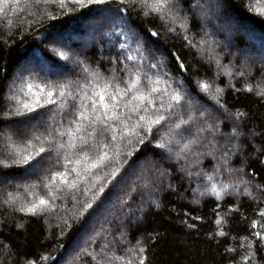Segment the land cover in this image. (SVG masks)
Returning a JSON list of instances; mask_svg holds the SVG:
<instances>
[{"label":"trees","instance_id":"16d2710c","mask_svg":"<svg viewBox=\"0 0 264 264\" xmlns=\"http://www.w3.org/2000/svg\"><path fill=\"white\" fill-rule=\"evenodd\" d=\"M257 7H264V0H171V13L163 15L141 0H65L63 6L58 0H19L6 7L0 13V264H125L139 247L145 248V264H264V241L254 237L264 231V192L256 188L264 185V96L244 88L264 75V15ZM129 55L136 59L127 60ZM136 69L145 77L143 85L147 77L159 78L152 87L161 95L166 84L170 92L179 82L188 94L168 110V119L145 133L143 144L122 148L115 178L108 175L113 164L96 172L99 180L81 182L80 192L60 193L52 211L20 212L18 205L31 201L32 193L46 196L45 176L63 171L66 157L76 159L56 143H68L67 130L75 129L71 121L91 74L118 82ZM200 82L209 90H201ZM60 84L73 95L61 97ZM49 90L53 103H45ZM37 93L40 106L19 110ZM155 103L159 106L158 97ZM238 111L244 115L237 118ZM190 117L189 124L173 128ZM24 121H38L37 129ZM82 127L91 131L86 120ZM21 147L28 152L43 147L34 157L43 158L42 166L14 163ZM212 184L232 187L218 198ZM102 186L93 204L102 200L99 209L77 218L75 209ZM9 194L16 203H5ZM221 231L225 235H217ZM249 251L255 255L241 261Z\"/></svg>","mask_w":264,"mask_h":264},{"label":"snow or ice","instance_id":"6c2138e0","mask_svg":"<svg viewBox=\"0 0 264 264\" xmlns=\"http://www.w3.org/2000/svg\"><path fill=\"white\" fill-rule=\"evenodd\" d=\"M19 0H0V13L6 11V7H11L18 4ZM49 0H44V3H48ZM55 3L57 0H51ZM61 6L64 5L65 0H58ZM77 4H83V0H74ZM89 3L103 4L105 0H88ZM141 3L145 8L149 9L151 12L163 13L167 10L171 13V0H141ZM255 11L264 15V7H257ZM120 23L127 26L124 19L121 18ZM156 35V33H152ZM125 45H121L124 48ZM139 51V49H137ZM135 56L129 55L127 60L134 61ZM152 69L157 68L156 64L150 66ZM180 68H184L183 64L179 65ZM87 71V69H85ZM92 78L84 84L80 95V103L78 106L77 119L71 121L75 124V129H68L67 135L69 137L68 143H56L58 150L67 149L70 154L76 156V159L69 160L67 157L64 159V170L54 171L51 173V178L47 176L43 178V188L47 190V194L38 195L32 193L31 201H23L18 205V210L20 212L31 213L33 215L43 213L46 211H52L55 207V201L60 199V193L67 192H80L81 182L87 183V178L92 177L94 180H99L100 177L96 175V172L106 168L110 165H117L113 167L110 174L111 177L115 178L116 174L120 171L119 162L121 160L122 148L132 143L138 141L143 144L147 139L145 133H152L153 128L160 125L162 121L168 119L166 113L174 105H180L187 95V92H182L181 88L183 83H177L175 88L169 92L167 91L168 85L166 84L165 90H163V95H161V89L158 87H152L153 84H159V78L153 81L151 77H147V84L143 85L145 77L140 73L139 69L133 71H128V78L121 79L120 81H115V79H101L96 74H91ZM239 75L243 76L244 73L241 72ZM121 84L124 86L121 87ZM29 92L32 91L33 85H27ZM199 87L203 91H208L210 85L204 82L199 83ZM68 85L60 84L59 91L61 97L66 94L72 96L70 91H67ZM244 88L248 92L255 91V94L259 96H264V75L261 76L259 82L256 84L245 83ZM89 89H91V94H89ZM41 91L43 87L41 86ZM222 90L217 88V103H219V93ZM53 91L49 90L47 96L49 97L45 103H53L51 99ZM129 97H131L129 99ZM160 99L159 106L156 105V98ZM165 97L167 98L165 101ZM74 98V97H73ZM40 95L36 94V99L31 104L25 102L19 106L21 111H33L36 107L40 106ZM165 103H167V108H165ZM64 107V105H61ZM201 116L205 114L200 113ZM244 113L237 112V118L243 116ZM88 121L91 131L87 132L86 129L82 127L83 121ZM189 120L181 119L179 123L173 125L174 129H180L182 125H187L190 123ZM76 133H84L77 136ZM233 133H236V129H233ZM179 135V133H175ZM59 136L65 135L64 132L58 133ZM49 136L56 140V136L49 132ZM110 137V139H109ZM36 139H40L36 137ZM47 139V137H45ZM91 141V145H90ZM28 147H31L32 141L27 142ZM160 148H164L165 144L161 143ZM185 148L189 147V144L184 145ZM45 149L43 147L39 148L38 151L28 152L26 148H16L17 159L14 163L26 164L29 168L37 169L44 163L43 158L34 159V157H39L40 153H44ZM129 151L127 155L131 156ZM32 162L29 164V162ZM59 164V159L57 160ZM226 163V162H225ZM74 164L71 168V172L68 170V165ZM231 171V170H229ZM74 174L75 179H71L70 176ZM57 178H59V183H57ZM211 179V177H209ZM246 183V182H245ZM34 187V186H33ZM232 185L222 184L219 188L216 184H212L211 192L215 194L218 198L221 194L231 188ZM257 191L264 192V185H257ZM88 189H85V195ZM132 191H135L133 189ZM104 192V186L100 187L98 191L94 192L89 200L84 201L82 207L75 209V215L77 218L84 217L85 214L91 215L94 213L103 201L96 203V207L93 204L99 199L100 193ZM251 195V193H248ZM16 197L9 194L8 200L5 203H16ZM76 201V197H73ZM79 203L78 201H76ZM91 210V211H90ZM261 216H264V209L261 210ZM200 219V217H196ZM223 218L219 216L216 221L217 224L222 223ZM67 227L71 228L72 225L68 223L67 220L64 221ZM190 227H195L194 225H189ZM257 226V221H252V227ZM20 227V225H17ZM264 228V225H260ZM63 234V233H62ZM217 235H225L223 231L217 233ZM254 237L260 241H264V231H257L254 233ZM242 239H247L243 237ZM264 246V245H262ZM243 248L244 245L241 244ZM248 248H252V243H248ZM227 251H235L234 249H228ZM145 252L144 247H139L138 250L132 251L131 258L127 259L125 264H145L147 257L143 255ZM255 255L254 251H249L247 254L240 257L241 261H249L251 257ZM95 258V257H94ZM116 259H123L122 257H116ZM25 264H36L33 260H26ZM232 264V262H230ZM238 264V262H236Z\"/></svg>","mask_w":264,"mask_h":264},{"label":"rangeland","instance_id":"374dc122","mask_svg":"<svg viewBox=\"0 0 264 264\" xmlns=\"http://www.w3.org/2000/svg\"><path fill=\"white\" fill-rule=\"evenodd\" d=\"M39 121V120H38ZM38 121H34V122H30V121H24V123H26V124H28L29 126H30V129H32L33 131L34 130H36L37 129V126H38ZM181 150V149H180ZM175 157V155H172V158H174ZM177 157V156H176ZM178 158V157H177ZM42 170V169H41ZM30 178H32V174L31 173H29V174H26L25 175V179L26 180H29ZM119 189H121L120 187H119ZM242 190H244V189H242ZM244 191H246V190H244ZM243 191V192H244ZM101 213H100V215H102V211H100ZM98 219H100L99 217L97 218V221H98ZM98 224V223H97ZM96 224V225H97ZM95 225V226H96ZM92 226H94V223H91L90 224V226H89V228L88 229H90V228H92ZM88 229H86V231H88ZM76 244H74V246H75Z\"/></svg>","mask_w":264,"mask_h":264}]
</instances>
